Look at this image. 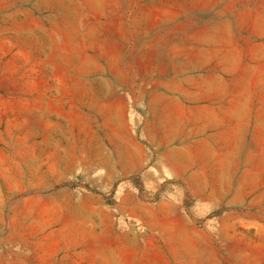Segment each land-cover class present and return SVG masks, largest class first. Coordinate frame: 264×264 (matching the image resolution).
<instances>
[{"label":"rangeland","instance_id":"1","mask_svg":"<svg viewBox=\"0 0 264 264\" xmlns=\"http://www.w3.org/2000/svg\"><path fill=\"white\" fill-rule=\"evenodd\" d=\"M73 259L264 264V0H0V264Z\"/></svg>","mask_w":264,"mask_h":264},{"label":"crops","instance_id":"2","mask_svg":"<svg viewBox=\"0 0 264 264\" xmlns=\"http://www.w3.org/2000/svg\"><path fill=\"white\" fill-rule=\"evenodd\" d=\"M197 98H198V100H203V99H208L211 101L213 100L212 97H209V96L203 97V95H201V94L197 95ZM212 103L214 104L213 101H212ZM213 104L197 108V118H198L199 122H201L199 134H207V132H208L209 120L211 121L213 119L212 112L216 111V108L214 107ZM200 142H202V144H204V145H200L201 151H202L203 146H206L207 148L210 146L211 138L206 136L205 138H202V140ZM196 148H198V147H195V149ZM241 149H242V151L244 150V142H241ZM191 188L193 191L197 190L196 188L195 189L193 187H191ZM205 188H207V186H205ZM200 190L206 191L207 189L201 188ZM71 262H72V264H80L79 261H77L75 259L71 260Z\"/></svg>","mask_w":264,"mask_h":264}]
</instances>
